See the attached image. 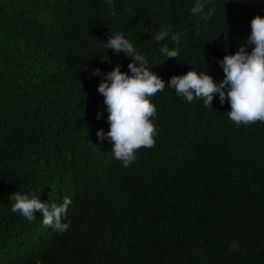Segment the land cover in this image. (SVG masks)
I'll return each instance as SVG.
<instances>
[{
    "label": "trees",
    "instance_id": "1",
    "mask_svg": "<svg viewBox=\"0 0 264 264\" xmlns=\"http://www.w3.org/2000/svg\"><path fill=\"white\" fill-rule=\"evenodd\" d=\"M257 15L264 0H0V264H264V123L238 126L227 100L205 107L166 85L150 98L155 147L124 167L97 138L109 123L93 75L131 74V58L106 46L113 33L166 83L193 70L220 83L217 61ZM17 192L70 197L69 230L13 213Z\"/></svg>",
    "mask_w": 264,
    "mask_h": 264
},
{
    "label": "clouds",
    "instance_id": "2",
    "mask_svg": "<svg viewBox=\"0 0 264 264\" xmlns=\"http://www.w3.org/2000/svg\"><path fill=\"white\" fill-rule=\"evenodd\" d=\"M108 4L111 6L112 0H108ZM204 9L205 4L198 2L191 13L202 14ZM212 14V10H209L203 18L207 20ZM250 26L251 35L240 44L239 50L217 61L224 73L220 83H216L211 75L198 74L195 70L182 76H173L166 83L146 67V57L139 54L123 34L112 33L106 46L113 53H124L131 58L128 64L131 74L121 72L120 65L106 75L100 69L93 72L94 76L102 77L97 91L104 97L109 123L107 133L102 129L97 132L98 140H109L114 158L121 161L124 167H129L137 159L136 153L140 149L154 148L158 132L152 119L156 117L157 110L150 98L162 92L166 85L189 103L203 100L205 107H212L217 95L221 105L227 100L231 108L227 112L228 118L238 126L264 123V17L257 15L251 20ZM169 35V31L162 30L155 40L164 41ZM171 40L178 44L180 34H172ZM249 47L250 52L247 50ZM160 51L168 59H176L179 54L178 49L170 50L167 44ZM101 115L98 113L97 118H101ZM9 199L14 201L11 211L20 213L30 222L36 218L35 213L40 212L45 226L59 233H65L70 228V222L62 223L72 204L70 197H64L60 205L42 203L35 192L13 193ZM238 248V242L234 241L230 251Z\"/></svg>",
    "mask_w": 264,
    "mask_h": 264
}]
</instances>
